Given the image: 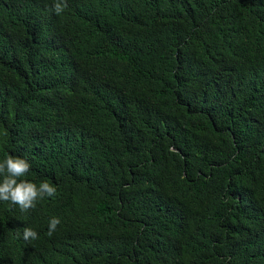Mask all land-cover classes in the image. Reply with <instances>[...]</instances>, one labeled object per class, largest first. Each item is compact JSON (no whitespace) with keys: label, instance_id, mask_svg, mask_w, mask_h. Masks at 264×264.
I'll return each mask as SVG.
<instances>
[{"label":"trees","instance_id":"trees-1","mask_svg":"<svg viewBox=\"0 0 264 264\" xmlns=\"http://www.w3.org/2000/svg\"><path fill=\"white\" fill-rule=\"evenodd\" d=\"M8 155L0 264H264V0H0Z\"/></svg>","mask_w":264,"mask_h":264},{"label":"clouds","instance_id":"clouds-1","mask_svg":"<svg viewBox=\"0 0 264 264\" xmlns=\"http://www.w3.org/2000/svg\"><path fill=\"white\" fill-rule=\"evenodd\" d=\"M66 8L67 0H54V11L57 15ZM30 167L28 160L19 156L8 155L0 161V200L19 205L23 212L34 209L38 199L53 197L57 192L56 187L47 181L41 182L37 187L35 183L21 179L29 172ZM60 223V218H50L47 235L52 236ZM23 238L26 241L34 240L38 238V234L32 228L25 227Z\"/></svg>","mask_w":264,"mask_h":264}]
</instances>
